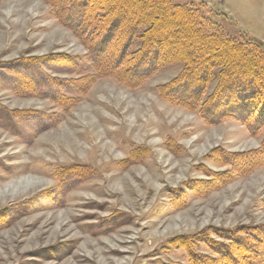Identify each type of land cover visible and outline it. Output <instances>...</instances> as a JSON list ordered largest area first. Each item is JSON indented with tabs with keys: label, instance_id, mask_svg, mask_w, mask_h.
Listing matches in <instances>:
<instances>
[{
	"label": "rangeland",
	"instance_id": "obj_1",
	"mask_svg": "<svg viewBox=\"0 0 264 264\" xmlns=\"http://www.w3.org/2000/svg\"><path fill=\"white\" fill-rule=\"evenodd\" d=\"M170 1L264 48V0ZM55 14L0 0V180L43 174L0 201V264H221L228 235L264 227V163H234L264 122L237 95L215 115L211 77L170 87L178 63L99 72Z\"/></svg>",
	"mask_w": 264,
	"mask_h": 264
},
{
	"label": "trees",
	"instance_id": "obj_2",
	"mask_svg": "<svg viewBox=\"0 0 264 264\" xmlns=\"http://www.w3.org/2000/svg\"><path fill=\"white\" fill-rule=\"evenodd\" d=\"M44 1L55 18L87 45L99 72L131 78L132 73L158 63H178L182 70L170 87L203 88L211 77L216 86L213 101L206 107L215 115L237 95L243 97L246 112L264 122V48L260 44L233 40L212 29L197 12L170 0ZM131 47L137 50L131 52ZM234 163L238 174L263 164L264 145L254 156L237 155ZM228 237L229 244L220 250L221 264H264V227L243 228ZM203 261L209 264L208 258L192 264Z\"/></svg>",
	"mask_w": 264,
	"mask_h": 264
},
{
	"label": "bare ground",
	"instance_id": "obj_3",
	"mask_svg": "<svg viewBox=\"0 0 264 264\" xmlns=\"http://www.w3.org/2000/svg\"><path fill=\"white\" fill-rule=\"evenodd\" d=\"M35 160H36V158H35ZM13 174L15 175V173H13ZM40 174L36 170H32L30 173H27L26 175H22L20 177L14 176L13 178H11L12 179L11 180L12 181V183H11L12 185L11 186H6V187H4L5 186L4 182H7L6 181L7 178L1 179L0 180V183H1L0 184V201L3 200V199H6L8 196H11L13 194L14 190L18 191L21 188L31 189V188H34V187L38 186V183L42 181V180H39L37 178V177H42L43 174L42 173H40Z\"/></svg>",
	"mask_w": 264,
	"mask_h": 264
}]
</instances>
